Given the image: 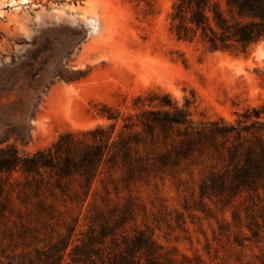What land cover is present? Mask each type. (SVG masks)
I'll return each instance as SVG.
<instances>
[{
	"label": "trees",
	"instance_id": "trees-1",
	"mask_svg": "<svg viewBox=\"0 0 264 264\" xmlns=\"http://www.w3.org/2000/svg\"><path fill=\"white\" fill-rule=\"evenodd\" d=\"M169 19L178 41L210 52L247 53L264 42V0H174ZM196 100L193 93L181 105L150 92L134 99L133 112L104 104L108 124L65 131L32 153L17 145L30 133L7 130L0 264H211L163 246L153 227L138 223L146 205L134 189L167 181L186 211L230 209L215 239L258 249L244 264H264V102L229 121L195 119Z\"/></svg>",
	"mask_w": 264,
	"mask_h": 264
},
{
	"label": "rangeland",
	"instance_id": "rangeland-1",
	"mask_svg": "<svg viewBox=\"0 0 264 264\" xmlns=\"http://www.w3.org/2000/svg\"><path fill=\"white\" fill-rule=\"evenodd\" d=\"M24 1L0 0V140L12 128L30 133L28 144L17 143L22 153L65 131L108 124L102 105L133 112L134 99L150 92L170 93L181 105L194 93L197 120L233 121L264 102V42L230 53L178 41L170 32L174 0ZM134 194L146 205L138 223L153 227L165 247L211 264H244L259 254L215 239L219 223L232 220L230 209L214 208L210 217L186 211L170 181Z\"/></svg>",
	"mask_w": 264,
	"mask_h": 264
},
{
	"label": "bare ground",
	"instance_id": "bare-ground-1",
	"mask_svg": "<svg viewBox=\"0 0 264 264\" xmlns=\"http://www.w3.org/2000/svg\"><path fill=\"white\" fill-rule=\"evenodd\" d=\"M27 2H29V1H27V0L24 1V3H27ZM94 21H96V20H94ZM94 21H93V22H94Z\"/></svg>",
	"mask_w": 264,
	"mask_h": 264
}]
</instances>
